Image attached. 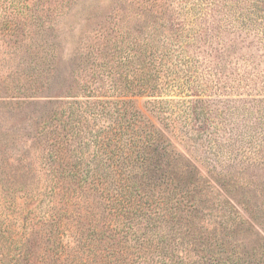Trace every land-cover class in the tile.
<instances>
[{"label":"trees","instance_id":"16d2710c","mask_svg":"<svg viewBox=\"0 0 264 264\" xmlns=\"http://www.w3.org/2000/svg\"><path fill=\"white\" fill-rule=\"evenodd\" d=\"M88 1L8 0L0 34L35 57L25 97L47 95L7 101L43 108L27 151L0 155V264H264V75L240 92L229 67L262 64L236 47L264 59V0L232 15L222 0H109L63 56L44 32ZM61 57L68 70L42 78Z\"/></svg>","mask_w":264,"mask_h":264},{"label":"rangeland","instance_id":"374dc122","mask_svg":"<svg viewBox=\"0 0 264 264\" xmlns=\"http://www.w3.org/2000/svg\"><path fill=\"white\" fill-rule=\"evenodd\" d=\"M174 2H180L184 5L185 9H189L193 6L195 3V0H173ZM225 1V4H227L226 9H228L230 15L237 13H246V2L245 0H222L221 5ZM90 6L88 5H81L77 6L74 10L68 11L66 15H63L61 19L58 21L55 30H47L44 35V37L50 39L52 35L57 32V35L60 37L65 38V45L61 46V55H67L73 48L76 41L80 38L81 32L90 29V27H94V30L98 27L95 26L96 23H98L101 20V13L105 11V8L109 0H89L88 1ZM11 11V5L9 4L8 0H0V31L3 29V23L7 21L9 16H7V13H10ZM188 21L187 25L192 26L195 29V10L188 15V18L185 19ZM239 21V20H238ZM259 19H256V23H258ZM236 26H239V23L236 21L234 23ZM247 25V23H246ZM224 27V25H223ZM225 29H228L225 27ZM243 34H245L244 31H242ZM38 37V36H35ZM251 38V36H249ZM9 41V37H3L0 34V100L4 101L2 104H0V155L5 156H12L19 158L20 154L24 151H27L28 146L30 143H27L23 148L20 149L19 145L22 139H25L26 133H30L33 131V114L32 112L36 109V114H38V110L42 109V105L38 104H17L18 98L13 99V104H8L7 101L11 99L10 95H19L21 98L26 99H44L43 96L40 95H47V90H38L35 89V92L37 96L35 97H25L26 95H31L33 93H30L31 90H23L25 87V84L28 81L27 75V69H29V64H35V57L33 55L29 54H19L15 51H13L12 44L13 41ZM239 48V50H238ZM237 51H240L244 54L243 58L248 59V56H251L250 53L253 51V56H255L256 60H260L262 64L256 68L253 69L251 65H249V62L241 61V59L237 58L233 60V64L230 63L229 67L230 69L234 70L238 68L241 72V75H243L240 79V86L242 88L238 91H246V83L248 79H251L253 82L255 81V77L257 75H264V59L263 56L257 57V54L259 55L257 49L251 48L246 49L243 47L240 49V46L237 45L236 47ZM260 50V49H259ZM239 55V53H238ZM193 59H195V52L192 55ZM255 63L257 61L254 60ZM53 66V65H52ZM46 69L49 70V73L44 76L42 75V78L50 76V72L52 73H62L66 72L68 68H64V57H61L60 61H58V67L56 66V69L53 71V68L44 66ZM12 74L9 79H4L7 71H11ZM192 73L191 76L195 81V62L192 60ZM198 72H201V69H196ZM47 81V80H45ZM235 82H238V79L236 78ZM256 82V81H255ZM33 84V83H32ZM9 85L10 89L7 90L6 86ZM34 92V93H35ZM240 92H232L234 93H240ZM14 93V94H13ZM190 93V92H188ZM254 93V92H251ZM264 93V92H263ZM186 98L190 99L193 98V95H183V96H164V98ZM146 97L139 98L137 100L138 105L143 108L144 101H146ZM24 100V99H19ZM32 133V132H31ZM195 134V133H194ZM14 142V143H13ZM23 146V145H22ZM181 147V150L189 155L192 159H196L198 163L202 165H206L205 161L206 158L211 163H215V161L221 162L222 164L225 162V154H222L219 158V155H216L215 157L210 152H207L204 148L200 146L195 147V141H185V143H182L179 148ZM32 151H30L31 153ZM2 160V157L0 158V161ZM224 161V162H222ZM35 162H37L35 160ZM227 162V161H226ZM16 164V162H14ZM0 166V178L4 176V171L1 169ZM1 182V181H0ZM1 186V184H0ZM1 245V240H0Z\"/></svg>","mask_w":264,"mask_h":264}]
</instances>
